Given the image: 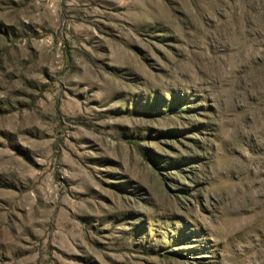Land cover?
Returning <instances> with one entry per match:
<instances>
[{
	"label": "rangeland",
	"instance_id": "obj_1",
	"mask_svg": "<svg viewBox=\"0 0 264 264\" xmlns=\"http://www.w3.org/2000/svg\"><path fill=\"white\" fill-rule=\"evenodd\" d=\"M0 264H264V0H0Z\"/></svg>",
	"mask_w": 264,
	"mask_h": 264
}]
</instances>
